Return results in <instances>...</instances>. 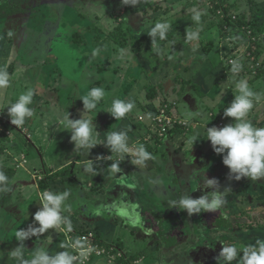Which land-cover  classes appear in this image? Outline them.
Masks as SVG:
<instances>
[{
  "label": "crops",
  "instance_id": "1",
  "mask_svg": "<svg viewBox=\"0 0 264 264\" xmlns=\"http://www.w3.org/2000/svg\"><path fill=\"white\" fill-rule=\"evenodd\" d=\"M85 1L92 5L106 6V12L98 13V15L101 14V21L103 19L107 21L109 20L107 16L112 18L120 12L115 23L113 19L107 21V27L113 24L115 29L121 27L117 29L120 30V34L134 39L131 40L130 47L122 46L111 35L113 41L106 40L107 33L104 31H100L103 37L99 42L92 41L90 37L87 39L86 32L94 33L89 25L92 21L85 20L83 21L85 24L80 22L78 26L74 24V20L71 16L69 17L70 13L65 9L69 0L44 4L41 10V14L42 11L45 13L44 17L40 18L38 13L35 14L38 18L32 19L31 17L30 21L37 23L34 27H38L36 31L39 32L42 30L39 23L48 20L53 24L52 33L58 35H61L67 27L65 23L71 22L70 25L73 28H70L74 29L72 36L68 33L65 39L62 35L58 38L59 41L73 44L75 43L73 38L75 39L78 32L83 31L87 68L90 71L94 69V62L88 57L93 54L99 55L101 57L98 59L99 64H104V68L107 69H104L105 73L99 69L100 74L90 72V76L85 75L86 78H81L83 80L73 77L67 79L64 84L55 82L53 75L49 79V75L58 71L62 72V75H70L75 69L70 62L65 63L64 58L56 55L53 43L44 50L43 47L47 45L42 46V40L39 41L41 42L39 50H43L50 57V67L46 70L44 67L46 62L35 61L34 58L38 55L34 51L37 48L30 49V44H27L29 40L27 32L23 31L24 21L14 23L13 28L7 30L9 40L3 45L0 44V67H6L10 75L9 86L0 89V110L3 113L5 129L11 130L10 135L5 131H0V171L7 176L9 171H13V174L9 173L12 177L7 185L9 191L0 192V250L4 249L0 264H16L17 260L12 258L7 251H10V246L15 243L20 246V242L15 238L18 230H26L34 223L35 226H39L34 222V214L41 204L39 198L33 202V192L39 197V193L44 190L70 191L69 210L65 213L71 215L70 219L78 228L95 229L101 237L111 232L114 234L116 231L118 223L113 205L129 204L130 200H125L127 194L136 200V196L140 197V191L152 190L151 195L158 198L157 202H162L161 211L173 210L182 215L181 210L170 207L171 201L185 194H191L192 198H199L205 192L212 191L211 188L205 189L201 183L196 185L192 179L191 184L198 186V192L193 193V186L190 190L187 187L186 181L190 180V175L200 172L205 173L209 179H217L221 191L225 188L231 189L226 196V205L231 203L233 206L249 197L254 203L263 200L261 212L257 208L256 211H249L250 209L246 211V213L251 212L257 221L253 222L252 227H242L246 234L242 237L249 241V245H254L258 238L264 239V178L258 181H252L250 178H243L239 181L229 178L230 169L223 164L222 155L215 153L211 142L206 139L207 126L223 127L234 122V118H225L223 113L224 109L234 100L237 80L246 79L253 91L264 93V39L256 44L258 47L255 53L256 59L262 61L258 72L253 73L251 68L250 70L246 68L252 61L251 57H247L245 60L242 58L243 70L234 75L228 59L237 55L238 48L242 45L239 43V37L234 29H224L225 26L228 29L223 22L226 18L223 20L218 18L217 11L212 9L213 14L208 15L206 13L208 10L203 7L202 1L138 0L135 7L124 5L122 0H104L102 3L99 0ZM225 3L229 4L227 8L230 7L244 20L248 18L249 12L248 8L244 7L246 4L244 0H225ZM126 11L127 15L124 14ZM196 11L201 13L199 23L192 19ZM164 22L170 24L166 39L160 40L157 36L152 42L148 32L156 23ZM191 32H198V37L193 40L187 39V34ZM0 36L3 34L1 33ZM15 41L17 45L13 43ZM24 49L29 53H25ZM121 50L124 52L123 56L128 52L134 53V60L131 63L124 61L125 57H121ZM61 61H64L63 66L60 65ZM254 62L252 64H255ZM111 69H114L113 72L118 70L119 73L125 70L128 75L120 79L115 74L116 71L110 72ZM28 76L34 80V83L26 82ZM41 77H44L45 81L39 83ZM12 86L15 90L10 98L9 92ZM151 86L156 87L158 91L156 99L160 97L158 93L161 91L168 100L177 101L178 105L175 106L174 113L179 118L187 120L188 126L177 127L164 138L154 135L151 121L158 103H155L157 100L154 101L155 99L148 97ZM92 88H103L105 91L97 108L85 114V118L92 120L96 125L98 142H104L109 132L124 130L127 131L129 144L133 149L143 145L154 159L146 161L144 165H134L131 162V158L134 157H125L120 164L122 171L112 176L109 166L118 157L112 154L104 144H98L91 151H75L71 133L64 130L58 121L68 113L71 119H81L86 111L81 97L87 95ZM29 89L34 91L33 103L30 105L34 109V115L23 125L12 127L8 123L11 120L8 107ZM114 99L132 100L135 102V107L125 118L116 120L107 112ZM250 119L254 126L264 127V102L254 107ZM197 135L201 137L197 139L192 148V144L188 141ZM58 140L67 145L61 150L59 144L56 149L57 154H52L50 149ZM110 155L112 158L108 159ZM89 161L94 165V174L85 171V163ZM179 165L184 170L186 168L182 180L176 177V173H180ZM61 175L62 186L56 188L55 182H58V177ZM70 176L73 180H70ZM156 181L160 183L157 184ZM174 182H179V184L175 186ZM136 185L138 186L134 188L133 186ZM122 190L123 198L119 200L117 196L121 195L118 193ZM26 192H28L27 195H25ZM237 198H239L238 201H236ZM23 205L27 206L24 208ZM220 213L231 216L241 212L230 214L233 212L222 208L219 212L198 213L200 216L198 222L195 223L199 224V230L203 234L210 233L209 227L218 223ZM146 218L149 222L154 221L150 216ZM162 221H165L164 224L169 227L168 230L185 228L184 218L175 221L172 218L163 217ZM179 223L182 225L179 226ZM165 225L164 228H167ZM238 233L241 235V232ZM63 234L61 231L50 229L40 237H31L23 242L22 252H29L35 246L44 245L47 246L50 254L65 250L71 252L62 239ZM169 234L177 239H182L183 236L181 232L174 235L172 232ZM77 237V234L72 235L73 240ZM186 237L187 235L185 239ZM222 239L223 236H217L211 240L219 241L220 245ZM235 240L242 242L238 238ZM205 244L213 245L208 240ZM62 245L65 247H61ZM178 245L179 243L176 244ZM221 250L218 253L215 251L216 258ZM125 252L127 257H130V254ZM31 254L34 253L31 252ZM132 258L135 260L140 256ZM95 264L108 263L101 259Z\"/></svg>",
  "mask_w": 264,
  "mask_h": 264
},
{
  "label": "clouds",
  "instance_id": "2",
  "mask_svg": "<svg viewBox=\"0 0 264 264\" xmlns=\"http://www.w3.org/2000/svg\"><path fill=\"white\" fill-rule=\"evenodd\" d=\"M126 6L135 7L138 0H122ZM192 19L194 22L201 21V13L194 12ZM170 29V24L167 22L156 23L148 32V35L154 42L158 36L160 40L166 39L167 32ZM198 37V32L187 34V39L193 40ZM121 50V57H123ZM231 72L235 75L242 71L243 65L239 59L231 61ZM10 84V75L6 67H0V89L7 88ZM236 93L231 104L224 109L225 118H234V122L223 127H208L206 128V139L211 142L215 153L222 155L223 164L230 169L229 178L237 181L243 178H250L252 181H258L264 178V127L254 126L250 119L254 107L264 102V93L253 91L246 79H239L235 82ZM105 91L103 88H92L87 95L81 97L86 110L81 119H71L70 114L66 115L58 123L71 133V141L75 143V151L87 150L91 151L98 144H104L108 147L116 159L109 166L110 174L116 176L122 171L120 164L125 157L131 158L134 165H144L146 161L154 159L152 154L146 150L143 145L133 149L129 144L127 131L109 132L106 140L102 143L97 140V128L94 122L85 118V114L95 110L99 102L103 99ZM34 91L29 89L22 93L15 103L8 107V114L11 117V123L16 126H21L27 119L34 115V109L30 107L33 103ZM135 107V102L132 100L114 99L111 108L107 111L116 120L123 119ZM201 136H193L188 143L192 144V148L197 139ZM112 158V155L107 157ZM85 171L95 173L94 165L91 161L85 163ZM8 176L0 171V192L9 191ZM203 187L211 188L212 191L205 192L199 198H192L190 194H185L177 200L170 203V207L177 208L181 211L186 210L188 215L198 214L201 212H216L221 210L226 204V196L231 190L225 188L220 190V183L217 179H209L203 177ZM159 184V181H156ZM70 191L65 190L56 192L52 190H44L39 193V202L41 207L34 214V222L38 223V227L29 225L25 229H20L15 233V238L20 242V246L11 251V257L15 258L19 264H74L78 259L85 258V253L82 249L81 242L76 240L71 247L79 251V255H74L70 251H58L55 254H50L47 246L39 247L31 260H26L23 257L22 249L23 242L31 237H40L50 229L55 231L62 227L67 231L72 230L69 218L64 215L69 210ZM116 213L123 218L129 219L133 227H142V218L137 211L138 205L122 203L113 205ZM61 247H65L62 245ZM217 264H264V239H257L254 245L238 248L235 244L225 246L223 244L219 256L216 258Z\"/></svg>",
  "mask_w": 264,
  "mask_h": 264
},
{
  "label": "rangeland",
  "instance_id": "3",
  "mask_svg": "<svg viewBox=\"0 0 264 264\" xmlns=\"http://www.w3.org/2000/svg\"><path fill=\"white\" fill-rule=\"evenodd\" d=\"M13 0H0V4L2 3L3 6H10ZM39 8H43L44 4H49V2H60V0H39ZM101 3L104 0H99ZM202 1L201 3L203 4V7L206 8L208 11L206 13H208V15H210L212 8H214L215 11H217V15L218 18L220 17L223 20V14H219L220 12L224 11V8L229 5L225 3V0H217L216 2H214V0H199ZM107 2V1H105ZM245 4V8H248V12H249V16L248 18L246 16L245 21H247L246 23H239L238 18L241 17V15L237 14V12H234L233 10L230 9V7L228 8V12L226 14H224L226 17H232V21L235 25L234 31H236L238 37H239V43H241L242 45L240 46V48H238V52L237 55L235 56V60L239 59L240 63H242V58L245 60L246 59V52L248 51V49L250 47H252V50L249 53H253L252 56V61L249 64V67L246 66L247 69L253 70V73L258 72V68L260 69V67H257L256 65L259 63L260 65H262V61L259 59H256V51L258 49V47L256 46V42L257 41H261L262 39H264V27H263V31L259 32V28H261L262 26H264V0H244ZM66 3V2H65ZM217 5H220L219 7ZM241 5V4H240ZM15 9L16 13L9 15L8 17H0V19L2 18L3 20H0V34L2 33L3 36H0V44L3 45L4 42L9 40V32H7L8 29L13 28V24L17 23V22H21L24 21V26L23 31L27 32L28 34V40L30 44V49H32V47H36L37 49H35V53L38 55L37 58H34L35 61L39 62H46V64H44V67L46 68V70L49 69L50 67V62L51 60L49 59L50 57L48 55H46V53L43 52V50H39V46H41V42L39 41H43V45L42 46H46L45 48L43 47L44 50H46V48H48V46H50L53 43V47L54 50L57 52L56 55L59 57L64 58L65 63L70 62L73 65V70L72 74L70 75H62L60 71H58L57 73H53L51 75L48 76L49 79L52 78V75L54 77V81L58 82L59 84H64L65 81L67 79H71L73 77H78L77 79H81V78H86L84 77L85 75L90 76V72L91 73H95L100 74V70L105 73V65L104 64H99V60L101 57L99 55H92L91 58L92 61L94 62V69L91 71L87 68V57L84 56V52H86V50L84 49V42H85V36L83 31H80L77 33L75 39L73 38V40H75V43L73 44H68L65 43V41H59V37L63 35V38L65 37V39L68 37V33H70V35L72 36L73 30L71 29L73 27H71V22H67L65 23V25H67V27L61 32V35H58L56 33H52L53 31V24L50 23L48 20L44 21L43 23H39L41 24L42 30L41 31H36V29H38V27H34L31 26L33 24V22L30 21L31 17L32 19L38 18V16H35V12L34 15H32V11L30 9H26L25 8V4L24 3H19L17 6H13L12 9ZM25 9V10H22ZM65 9L68 11L69 17L71 16L72 20H74V24H76L77 26L79 25V23L81 22L82 24L83 21H92L89 23V25L91 26V30L94 31V33H87L86 38L89 39V37L92 39V41L94 40L95 42H99V40L103 37V35H100V31H104L107 33V38L106 40H112L113 39L110 37L111 36H117V38L119 37L118 34H120L121 32L119 30L115 31V27L114 24L111 27H107V21L112 20L113 23H115L114 21H116L115 19H118V15H120V12L116 14V16L114 17H109L107 16V18L109 20H105L103 19L101 21V14L98 15V13L101 12H106V6L104 5H92L91 3H87V1L85 0H69V4L66 3V7ZM42 10V9H41ZM104 10V11H103ZM148 10V9H147ZM4 11V10H2ZM39 13V12H38ZM58 13V12H57ZM56 13V14H57ZM213 14V13H211ZM215 14V13H214ZM40 15V14H39ZM45 13L42 11V16L44 17ZM216 15V14H215ZM103 16V15H102ZM234 16H237L236 19H234ZM255 22V30L253 29L252 23ZM118 23V22H117ZM119 24V23H118ZM71 27V28H70ZM226 30V28H224ZM87 30V29H85ZM256 31V32H255ZM7 32V33H6ZM36 32V33H35ZM22 33V32H21ZM38 33V34H37ZM98 34L100 36H98ZM12 36L14 34H11ZM32 35V36H31ZM16 38V37H15ZM62 38V37H61ZM130 38V37H129ZM246 38H250L253 41L251 43H246L245 39ZM255 39L257 41H255ZM105 40V39H104ZM131 40H134L133 38L128 39V44L131 45ZM54 41V42H53ZM14 44H16L17 42H13ZM17 45V44H16ZM127 47H130V46ZM97 46V44H96ZM117 47H119V45L117 44ZM132 47V46H131ZM122 49V48H121ZM131 50V48L129 49ZM25 53H29L26 51V49H24ZM96 56V57H95ZM98 56V57H97ZM125 60H127V62L131 63L135 56L134 53H130L128 52V54H126L125 56ZM32 58V57H31ZM33 59V60H34ZM64 61L60 62V65L63 66L64 65ZM255 61V62H254ZM255 64H252V63ZM256 66V67H255ZM105 69V70H104ZM114 69H111L110 72L114 73L116 71V75L121 79L124 78V76L126 75V71H121L120 73L118 72V70H115L113 72ZM243 70V69H242ZM48 75V74H47ZM128 75V74H127ZM126 75V76H127ZM91 76H93L91 74ZM47 78V79H48ZM128 78V77H127ZM83 80V79H81ZM42 81H45L44 77L39 78V83H41ZM27 83H34V80L28 76V78L26 79ZM14 83V81H13ZM22 83V81L20 82ZM14 87H11V90L9 92V97L12 98L13 96V92H14ZM158 95L160 97H158V99H155L154 101H156L155 103H158V106L156 107V110L153 114L154 115L158 112L159 107H161L162 103L165 101L166 96L163 95V93L160 91L158 93ZM167 100V98H166ZM159 101V102H158ZM153 103V102H152ZM150 103V104H152ZM151 126H153V129H157V126L153 125V118L151 121ZM61 146V150L63 148V146L65 147L67 144L64 143L63 141L60 142V140H58L57 142H55L51 149L50 152L52 154H57V148L58 146ZM56 151V152H55ZM179 172L180 173H176V177L177 179H183V174L186 171L179 165ZM21 171V170H19ZM78 174V173H77ZM206 177L205 173L200 172L199 174H191L190 175V180L186 181V185L189 188V190L192 188H194V192H198L199 188L198 186H194L191 184V179L194 180L196 182V185H198L199 183L203 184V180L202 178ZM62 175L60 177H58V182H55V187H61L62 186ZM42 179H46L44 177H42ZM64 179V178H63ZM88 179V178H86ZM15 182V180H14ZM176 184L178 185L179 182H174V185L176 186ZM86 186V183L84 184ZM132 185V184H131ZM133 186L134 188L137 187ZM181 189L183 188V184L181 185ZM141 188V187H140ZM60 189V188H58ZM135 192V191H134ZM140 197L138 198L136 196V200L131 197L130 195L127 194V196L125 197V200H130L128 202H130L129 204H135L138 205V209L137 211L139 212L141 218H142V227L141 226H136L133 227L132 224L130 223L129 219L127 218H123L120 215H118L117 213L115 214V217L117 218V223L118 225L116 228V231L114 232V234H109V235H103L105 238H103V236L101 235V238L103 240H105L104 243L108 244H113L114 246H118V244L123 243L122 248L127 251L130 256L132 255H139L140 258L139 259H133V263L134 264H217V259L215 257V252H213L214 249L219 248L222 249V246H218L219 245V241L214 240V242L217 241V243H214L211 239L212 238H217L220 236H225V231H220L219 234H217L216 232L213 231L214 227H209L210 229V233H206L203 234L202 231L199 230V224L195 223L198 222V218H199V214H193L191 216L188 215L187 211L184 210L182 211L183 214L180 215L178 214V211H161V205L162 202H157L158 198L156 199L155 197H153L151 195L152 190H147L146 192L140 191ZM28 192H26L25 195H27ZM121 195H118V199L120 200L121 198H123V190L118 193ZM191 195V194H190ZM17 196V195H16ZM15 196V197H16ZM192 196V195H191ZM38 195L35 194L33 192V202H35V200H38ZM239 198L236 199V201H238ZM160 201V200H159ZM230 202V201H229ZM261 202H263V200H261L260 202H256L254 203L253 200L249 197L246 200L243 199L241 200V202L236 203L235 205L231 206L232 204H225L223 209L228 210L230 212V214H234V213H238V212H246L248 211V209H250L249 211L255 210L256 208L259 212H261L262 210V204ZM27 205H23V207L25 208ZM152 209V210H149ZM148 211V213H147ZM155 213V214H154ZM64 215H66L70 222H71V226H72V230L71 231H67L66 228H61L60 230H58V232H63V237L62 239L64 240V242H66V246L72 245L76 240L71 239L70 235L77 234L78 233V238L79 236H81L83 233H85V231H90L92 232V236L94 239H97V236L99 235V232L97 230H93L92 228H78L75 224H73L72 219H70L71 215H68L66 213H64ZM147 216H154L157 220V223L159 221V217L163 218L166 217L168 218H172L175 221H180V218H184L185 220V228H181V232L183 234V236L181 237V243H179L178 246H172L171 248L167 247V245L164 244H169L170 241L172 242V240L168 241L166 239H164L163 234L156 232L155 230L150 231L149 230V225H151V223H149V220H146ZM145 217V218H144ZM146 220V221H145ZM154 223V221H152ZM221 224H223V219H221ZM156 224V222L154 223ZM182 224L179 223V226H181ZM186 231V233H185ZM246 231V230H245ZM203 234V237L201 239V236ZM187 235L186 239L185 236ZM241 235H246L244 233V231L241 232ZM99 237V236H98ZM229 237V236H228ZM120 238V240L118 239ZM200 238V239H199ZM61 239V240H62ZM92 239V240H93ZM78 240V239H77ZM184 240V241H183ZM210 241L213 245H203L202 248H199V250L197 249V244L198 243H202L203 241ZM117 241V242H116ZM164 243V244H163ZM220 243H224L223 240L220 241ZM246 243V242H244ZM243 242H239L238 240H235V244L238 248H243L246 247V245ZM218 244V245H217ZM107 245L104 244V246L101 247V255H97L93 258H91L89 261H87L86 263H82V264H95L98 260H104L105 262H107L108 264H118L119 259H118V254L117 253H113V252H106L105 249H107ZM84 246V245H82ZM248 246V245H247ZM18 245H16V243L13 246H10V251H7V253L11 256V251L14 250L15 248H17ZM216 247V248H215ZM96 248V247H94ZM122 248L119 249V251H124ZM69 249L71 250V252L76 255V252H78L79 250L73 249L71 247H69ZM30 250V249H27ZM39 250V246H35L33 247L29 252L24 251L23 252V257L26 260H31L35 254V252ZM3 250H0V258L3 254ZM31 252H33L34 254H31ZM219 251H217L216 253H218ZM6 253V254H7ZM120 255V254H119ZM15 264V263H14ZM16 264H19V262L17 261ZM74 264H81V261H76L74 262Z\"/></svg>",
  "mask_w": 264,
  "mask_h": 264
},
{
  "label": "trees",
  "instance_id": "4",
  "mask_svg": "<svg viewBox=\"0 0 264 264\" xmlns=\"http://www.w3.org/2000/svg\"><path fill=\"white\" fill-rule=\"evenodd\" d=\"M216 1L217 0H214V2H216ZM39 2H40L39 0H13L10 6H3L2 5L3 2H2L0 4V17H6V16L8 17L9 15L16 13L15 9L14 8L12 9V7L13 6H17L19 3H24L25 4V8L26 9H30L33 12L32 15L34 14V12H35V14H38V12H39V14H40L39 17L41 18V16H42L41 9L42 8L41 9L39 8ZM217 6L219 7L220 5H217ZM212 9H214V8H212ZM2 10H4V11H2ZM22 10H25V9H22ZM227 12H228V8L225 7L223 13L226 14ZM124 14L127 15V11ZM231 19H232V17H226V19L223 21L228 26V29H226V30H232V29L235 28V25H234V23H233V21ZM0 20H3V19L1 18ZM238 20H239V23H241V22L246 23L247 22L241 17L238 18ZM36 24L33 22L32 25L35 26ZM252 26H253V29L255 30V22L252 23ZM263 27L264 26L259 28V32L263 31ZM117 29H121V27H118L115 30H117ZM226 32H229V31H226ZM118 35H119L118 38L115 35L112 36V38L114 40L119 41L122 46L127 47L129 45L128 44V39H130V38L127 35H122V34H118ZM121 37H122V39H121ZM252 41L253 40L250 39V38H246L245 39L246 43H251ZM255 41H257V40H255ZM257 43H258V41L255 44H257ZM249 49L252 50V47H250ZM157 92L158 91L156 90V87H153V86L149 87L148 97L151 98V99H156ZM165 100H166V98H165ZM177 105H178V103H177ZM154 110H156V108ZM180 127H182V126H180ZM176 128H173L171 131H169V134H171V132H173V130L176 129ZM9 173L13 174V171L12 172L11 171L8 172V176H9L8 178H9V180H11L12 177H11V175ZM70 180H73L72 176H70ZM45 184L46 183L44 182V185ZM147 213H148V211H147ZM151 217L154 220V223L156 222V224H154L153 222H149V223H151V225H149V227H150L149 230L150 231L155 230L156 232L162 233L164 239H166L168 241L172 240V242L170 241L169 244H166L167 247H172V246H175L177 243H181L182 239H177V238L173 237L172 235L169 236L170 235L169 233H171V232L173 233V235L175 233H178V232H183V231H181V229L176 228V229L168 230L169 227H167L164 224L165 221H162V217L161 218L159 217L158 223H157V220H156L158 218H155L154 216H151ZM147 219L148 218H146V220ZM221 219H223V224L220 223ZM256 221H257V219H254V215L251 214V212H247V213L243 212V213H240L238 215H231V216H226V214L220 213L218 215V223L213 225V227H214L213 231L216 232V233H220V231H225V236H223V239H222L224 241V243H220V245H222V247H223V244L225 246L232 245L235 242V238H238L243 243L246 242L244 244L247 246V245H249V241L245 240L242 237V235H240L238 232L244 231L242 227L246 228V226L247 227L254 226L253 222H256ZM164 225L167 228H164ZM77 235H78V233H77ZM202 241H203V244L207 243V241H204V240H202ZM104 242L105 241H103V239L100 236L99 237L97 236V243L100 245V247L104 246V244L107 245ZM203 244L202 243H198L197 244V249L199 250V248H202ZM121 245H122V243L118 244V246L116 247L113 244H108L107 245V249H105V250H106V252H113V253H117L118 254V259H119L118 264H134L132 262L133 261L132 257H135L136 255H132L130 257H127L125 251H119V249L122 248ZM219 250H221V249L216 248V249L213 250V252H215V251L217 252ZM233 264H235V262H233Z\"/></svg>",
  "mask_w": 264,
  "mask_h": 264
},
{
  "label": "built area",
  "instance_id": "5",
  "mask_svg": "<svg viewBox=\"0 0 264 264\" xmlns=\"http://www.w3.org/2000/svg\"><path fill=\"white\" fill-rule=\"evenodd\" d=\"M219 14H223V17L226 18L223 12H220ZM236 18L237 16H234V19ZM225 28L227 27L225 26ZM250 51L251 50L248 49V51L246 52V58L247 57L252 58L254 52L249 53ZM234 58L235 56H232L228 59V63L230 65H231V61L235 60ZM256 66L260 67V64L258 63ZM175 106H177V101L165 100L162 103L161 107H159L158 112L153 117V125L157 126V129H153V126H151V129H153V133L155 136H158L159 138H164L169 134V131H171L173 128L180 127V126L182 127L188 126L189 122L187 120L179 118L177 115H175L174 113ZM8 123L12 127L15 126L11 123V120ZM0 131H5L6 134L8 135L11 134V130L5 129V121L3 120V113L1 110H0ZM69 235L71 239H73L72 235L71 234ZM77 239L81 242V245H84L82 249H80L85 253V258L83 259L82 263H86L94 256L101 255V247L97 243V239L95 238V236L93 239L92 232L85 231V233L79 236V238L77 237ZM77 239H74V240H77ZM79 251L76 252V255H79ZM78 261H81V260L78 259L77 262Z\"/></svg>",
  "mask_w": 264,
  "mask_h": 264
}]
</instances>
